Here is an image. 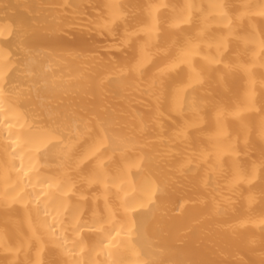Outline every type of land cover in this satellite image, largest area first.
I'll return each mask as SVG.
<instances>
[{
    "label": "bare ground",
    "instance_id": "obj_1",
    "mask_svg": "<svg viewBox=\"0 0 264 264\" xmlns=\"http://www.w3.org/2000/svg\"><path fill=\"white\" fill-rule=\"evenodd\" d=\"M0 264H264V0H0Z\"/></svg>",
    "mask_w": 264,
    "mask_h": 264
}]
</instances>
